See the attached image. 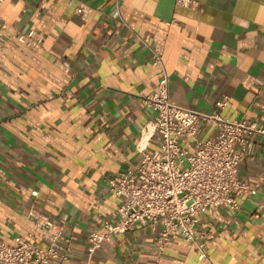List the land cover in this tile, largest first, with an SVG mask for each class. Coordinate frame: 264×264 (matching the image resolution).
<instances>
[{"label":"crops","instance_id":"0c3cea01","mask_svg":"<svg viewBox=\"0 0 264 264\" xmlns=\"http://www.w3.org/2000/svg\"><path fill=\"white\" fill-rule=\"evenodd\" d=\"M4 0L0 26V243L45 248L29 212L64 226L68 260L57 264H154L157 233L136 224L92 256L89 234L118 201L108 179L132 168L157 139L143 134L153 112L143 94L169 76L171 99L264 126V0ZM34 30L27 46L17 32ZM143 40H147L145 44ZM151 48L162 64L153 63ZM215 129L202 125L200 138ZM239 177L258 184L239 209L209 207L212 264H264V135L253 134ZM37 190L38 195H32ZM161 264H209L175 235Z\"/></svg>","mask_w":264,"mask_h":264},{"label":"built area","instance_id":"2783aa9c","mask_svg":"<svg viewBox=\"0 0 264 264\" xmlns=\"http://www.w3.org/2000/svg\"><path fill=\"white\" fill-rule=\"evenodd\" d=\"M189 6L192 0H177ZM4 0H0V6ZM119 2V0H117ZM6 23L0 26V43L7 41ZM18 42L31 46L41 43L43 36L35 37L34 30L15 34ZM148 44L147 40H143ZM149 45V44H148ZM153 63L162 64L158 50L152 49ZM143 103L153 112L143 128V134L157 139V147L149 152L143 149L139 164L108 179V187L118 201L110 219L100 221V229L92 231L87 239L88 254L92 256L112 236L131 231L136 224L149 225L157 233V259L161 264L173 236L179 235L191 242L201 261L212 264L208 255L211 235L198 227L199 215L209 207L239 209L238 196L256 194L258 184H250L239 177V164L253 134L264 135V126L241 118L232 120L220 111L229 103L224 96L216 109L202 112L175 103L169 93V76L163 71L156 90L143 94ZM211 126L215 132L208 139L200 138L201 126ZM37 196L38 191L33 190ZM29 217L42 234L48 246L17 237L15 243H0V264H57L68 260L70 243L64 226L47 216Z\"/></svg>","mask_w":264,"mask_h":264},{"label":"bare ground","instance_id":"6f19581e","mask_svg":"<svg viewBox=\"0 0 264 264\" xmlns=\"http://www.w3.org/2000/svg\"><path fill=\"white\" fill-rule=\"evenodd\" d=\"M146 134H148V132H146Z\"/></svg>","mask_w":264,"mask_h":264}]
</instances>
